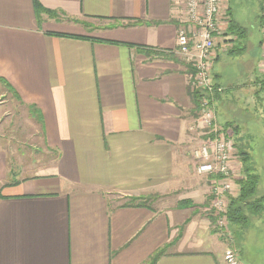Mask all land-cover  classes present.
<instances>
[{"label": "crops", "instance_id": "crops-1", "mask_svg": "<svg viewBox=\"0 0 264 264\" xmlns=\"http://www.w3.org/2000/svg\"><path fill=\"white\" fill-rule=\"evenodd\" d=\"M183 17L182 0H0V98L40 114L49 157L29 169L0 148V264H148L160 249L155 264H229L191 158L201 127ZM257 24L259 41L231 31L215 46L212 78L236 89L214 110L235 140L249 135L239 78L249 93L264 79Z\"/></svg>", "mask_w": 264, "mask_h": 264}, {"label": "built area", "instance_id": "built-area-1", "mask_svg": "<svg viewBox=\"0 0 264 264\" xmlns=\"http://www.w3.org/2000/svg\"><path fill=\"white\" fill-rule=\"evenodd\" d=\"M182 2L184 17L176 34L177 51L193 68L190 78L192 91H201L208 95L198 102L200 130L207 139L192 149L191 158L194 160L196 173L210 179L211 208L216 227L221 235L230 236L227 220L228 194L233 191L235 181L240 177V166L232 137L223 132L217 121L212 101L214 88L211 75L215 46L227 35L229 19L223 0ZM260 71L264 75V59L260 64ZM225 259L229 264H234L229 252Z\"/></svg>", "mask_w": 264, "mask_h": 264}, {"label": "rangeland", "instance_id": "rangeland-1", "mask_svg": "<svg viewBox=\"0 0 264 264\" xmlns=\"http://www.w3.org/2000/svg\"><path fill=\"white\" fill-rule=\"evenodd\" d=\"M234 2L233 16L238 22H240L241 26L245 28L248 38L247 43L252 44L259 41L261 36L257 31V23L259 22V16H264V0H234ZM243 41H246L245 38L241 39L242 44H235L234 47H241L244 45ZM245 77L248 76H241L239 78L242 83L245 81L247 82L237 89L239 92L240 89L242 90L240 92L242 98L236 103H241L245 109L244 113L246 114L244 116V121L246 128H244L248 134H251L250 154L254 155V163L260 176L258 192L261 193L264 192V91L262 90L261 94H259L257 89H255L254 93H249L247 89L249 87H254V84L253 82L249 83L248 79L246 80ZM226 78L228 80L230 79L229 76ZM224 85L227 88L225 96H228V94L236 89L235 86L234 88H230L227 80H225ZM5 96L9 99L6 104L4 102L5 98H0V104L6 105L4 109L5 112L2 107H0V148L6 150L9 157L15 160V163H22L24 167L29 169L34 167L32 163L33 160H39L35 163L40 165L47 163L49 157L44 155L47 154L43 147L45 142L41 140V138H44L43 136L41 137V126L39 125V119L35 114V111L20 103L12 92L9 93L6 91ZM259 98L262 99L258 101ZM225 109L226 106L224 104L221 107V112L223 113ZM224 119L225 117L223 115H218L219 122L223 123ZM198 130L200 131L201 140L199 141L200 143H197L198 145L196 144L197 146L202 144L205 140L202 135L203 131H201L200 128ZM25 174L29 173L26 172ZM234 195L236 196L235 191L233 192L231 190L228 197L233 198ZM134 200L137 201L140 199ZM149 200L150 199L148 198V200L146 199L145 201H142V203H150ZM212 212L213 210L210 204L207 213H210L211 216H213ZM261 217L262 218H256L249 223L246 229V236L243 239V244L238 240L235 241L231 232L230 236L221 235L216 227V223L213 224L214 227H216V230H218L215 231V233L219 234L220 241L227 249L225 250V255L229 252L234 264H264V231H262L264 215Z\"/></svg>", "mask_w": 264, "mask_h": 264}, {"label": "trees", "instance_id": "trees-1", "mask_svg": "<svg viewBox=\"0 0 264 264\" xmlns=\"http://www.w3.org/2000/svg\"><path fill=\"white\" fill-rule=\"evenodd\" d=\"M263 20V16L260 17V21ZM232 31V32H231ZM235 33L238 36H241L243 32L245 33V28H236L234 25H229V29L227 33ZM212 75V72H211ZM213 77V75H212ZM215 78H212V84L214 88V92L212 93V101H217L219 96L223 92V87H225V80L222 81H214ZM0 82L5 83L3 80L0 79ZM259 87L257 92L261 94V91H264V79L258 81ZM218 88L222 90H218ZM193 98L197 104L198 109V102L199 99L208 96L205 92L201 91H192ZM264 96V95H263ZM262 99L259 98L258 101ZM215 109V107H214ZM35 114L38 116L40 121V114L35 110ZM40 125V124H39ZM225 133H229L231 136V132H235L236 128L232 127V125L228 122L225 125L220 126ZM234 133H232V136ZM204 139H207L206 136H203ZM241 140H235L234 137L233 147L235 148V153L238 158V162L240 164L241 170V178L235 181V194L233 198H229L228 206H227V220L230 226L231 235L234 237L235 241L238 240L243 244V239L246 236V229L247 226L251 221L254 219L262 218L261 216L264 215V192H258V186L260 182V176L258 174L257 167L254 163V155L250 154L251 149V135L243 136ZM240 143V144H239ZM234 192V189H233ZM212 198V196H211ZM136 199V198H134ZM132 199V200H134ZM213 217V216H212ZM213 223L215 224L214 217L212 219ZM234 228H232V227ZM236 229V230H235ZM262 231H264V225L262 227ZM243 247V245H242ZM241 251V250H240ZM242 253V252H241ZM164 254V249L157 250L152 255L148 264H155L156 260Z\"/></svg>", "mask_w": 264, "mask_h": 264}]
</instances>
